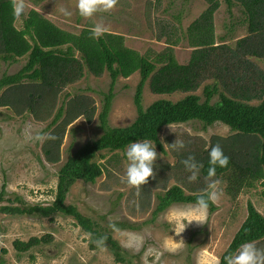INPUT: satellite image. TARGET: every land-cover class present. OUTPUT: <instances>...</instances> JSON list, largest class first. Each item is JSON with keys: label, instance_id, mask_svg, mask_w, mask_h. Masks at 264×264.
I'll list each match as a JSON object with an SVG mask.
<instances>
[{"label": "rangeland", "instance_id": "obj_1", "mask_svg": "<svg viewBox=\"0 0 264 264\" xmlns=\"http://www.w3.org/2000/svg\"><path fill=\"white\" fill-rule=\"evenodd\" d=\"M218 1L220 7L213 15L214 35L217 43L222 42L231 51L232 59L228 67L210 69V76L219 79L218 90L227 97L256 105L264 96L263 62L237 53L238 41L248 36L247 29L241 24L237 8L229 16L223 0ZM23 3L24 11L16 16L14 23L17 29L21 28L30 10L73 35L100 24L106 29L102 35L120 38L126 49L147 60L153 61L157 55L168 52L178 64H186L190 57L191 49L185 40L188 26L207 8L203 0H116L111 10L83 18L76 10V0H23ZM60 8L70 11L71 16L65 17ZM221 38L225 40H219ZM174 39H179L178 45L165 44L166 40ZM23 65L24 60L13 65L0 61V77L16 73ZM109 82L106 74L94 78L84 73L82 79L63 91L68 98L81 95L91 100L95 115L90 123L78 118L65 128L56 164L46 162L41 152V145L50 132L45 131L50 119L40 123L28 116L15 117L0 108V192L2 190L11 198L16 196L27 205L48 204L53 200L58 169L77 149L102 134L97 116ZM138 82L139 75L135 73L127 79L119 78L114 84L107 116L110 128L127 126L135 119L133 97ZM212 83L211 79L203 81L194 94L203 101L202 88ZM184 96L182 93L152 95L148 84H145L141 105L145 109L154 101L176 102ZM216 100L217 97H213L211 102ZM37 134L43 138L36 140ZM229 135V129L220 124L204 128L192 122L163 128L159 140L164 153L155 148L157 158L153 164V175L139 187L138 192L122 182L127 165L124 152L105 153L102 158L97 155L96 162L103 170L101 177L94 184L76 182L70 188L65 203L89 217L101 231L108 232L129 264H217L244 221L248 202L264 218V185L256 183L254 188L244 189L235 200H230L224 193L225 182L219 180L220 195L213 204L216 210L213 213L207 210L203 224L191 222L179 234L182 229L174 231L173 225L185 219L193 205H172L152 221L151 214L157 205V196L171 186L178 185L189 194L178 180L188 186L197 183L196 180L188 181L189 173L181 162L178 163L177 152L168 144L179 139L184 144L207 149L210 138ZM247 138L242 143L231 141L228 149L255 146L256 140H251V136ZM197 181L206 182L199 177ZM114 224H121L124 228H114ZM46 235L52 238L49 244L33 247L23 254H18L13 248L14 241L26 242ZM87 238L70 217L55 216L49 222L34 216H0V260L3 264H121L114 261L106 247L89 250Z\"/></svg>", "mask_w": 264, "mask_h": 264}, {"label": "trees", "instance_id": "obj_2", "mask_svg": "<svg viewBox=\"0 0 264 264\" xmlns=\"http://www.w3.org/2000/svg\"><path fill=\"white\" fill-rule=\"evenodd\" d=\"M203 1L207 5L206 10L188 26L185 35L187 46L191 49L189 60L186 64H178L168 52L149 61L126 49L118 37L105 35V38L102 35L93 39L90 29L84 28L78 35L67 33L34 10L29 11L21 28L17 29L14 25L16 16L12 13L13 0H0V61L13 65L24 60V65L16 73L0 77V108L15 117L28 116L40 123L50 119L45 131L50 130L49 134L55 139L46 138L41 145L46 162H58L59 147L69 124L78 118L90 123L95 115L91 100L81 95L68 98L63 91L82 79L84 73L94 78L106 74L110 80L97 116L102 134L77 149L58 169L53 200L48 204L27 205L16 196L8 197L1 190L0 216H34L49 222L55 216L70 217L76 227L87 235L89 250L106 247L116 263L129 264L108 232L101 231L100 226L89 217L65 203L69 190L78 181L94 184L101 177L103 170L96 162L97 155L102 158L105 153L124 152L130 142L144 139L152 141L155 148L164 153L159 140L161 130L192 122L204 128L220 124L231 133L226 138H210L207 147L218 144L229 158L228 165L217 167L211 179L225 182L224 193L230 200H235L242 190L254 188L256 183L264 185V96L258 104L251 105L229 98L218 90L219 79L210 76V69L228 67L232 56L225 44L216 42L214 35L213 15L220 7L219 1ZM223 3L229 16H232L234 8L238 9L241 24L247 29L248 36L238 41L237 53L262 61L264 65V0H223ZM178 41L166 40L165 44L174 47ZM135 73L139 75L133 97L136 117L127 126L110 128L107 116L113 99L112 88L119 78L127 79ZM208 79L213 83L203 86L201 101L194 93ZM145 84H148L152 95L182 93L185 96L176 102L157 100L143 109L141 97ZM213 97H217L215 102H211ZM249 136L251 140H256L252 148L238 146L228 149L231 141L242 143ZM207 149L186 143L184 149L177 152L178 163L188 155L195 158L201 165L198 177L206 182L196 180L197 183L188 186L178 180L189 194L178 185L165 190L156 198L157 205L151 214V221L172 205H194L196 198L204 195L208 184ZM207 210L213 213L216 207L210 203ZM113 227L124 228L121 224H114ZM127 229L133 230V227L127 226ZM100 237H104L102 245L93 243ZM51 240V236L46 235L30 238L26 242L17 240L12 244L18 254H23L33 247L49 244ZM263 240L264 218L248 202L246 217L217 264H224V256L234 252L241 243L254 242L257 247L264 248ZM0 264H3L1 260Z\"/></svg>", "mask_w": 264, "mask_h": 264}, {"label": "clouds", "instance_id": "obj_3", "mask_svg": "<svg viewBox=\"0 0 264 264\" xmlns=\"http://www.w3.org/2000/svg\"><path fill=\"white\" fill-rule=\"evenodd\" d=\"M116 0H76V10L78 14L83 18H89L97 12H107L113 8ZM24 11L23 0H13L12 13L14 16H20ZM59 11L65 16H71V12L65 8H60ZM106 29L100 25L95 24L90 28V35L93 39L101 36ZM42 135L37 134L36 140L42 139ZM48 139H55L53 135H48ZM169 148L173 151L179 152L184 149V141L175 139L171 144H168ZM208 153V169L207 179L208 184L204 195L196 198L195 204L192 209L185 214V219L178 220L173 229H182L177 234L181 233L187 224L196 222L197 224H203L206 219L207 209L209 204L216 203L220 190L217 179H211L216 172V168H224L228 165L229 158L223 153L221 147L218 144H213L207 149ZM124 157L126 158L127 165L124 170L122 182L126 185L133 187L139 191L141 185H145L148 182V178L153 175V164L157 158L155 151V144L148 140H138L130 142L124 150ZM181 164L184 166L186 172L189 173L187 179L189 182L195 181L198 178L201 165L195 160L192 155H188L185 159L181 160ZM104 237H100L98 240H94L93 243L102 245ZM224 264H264V248L257 247L254 242L241 243L238 248L226 256H224Z\"/></svg>", "mask_w": 264, "mask_h": 264}]
</instances>
